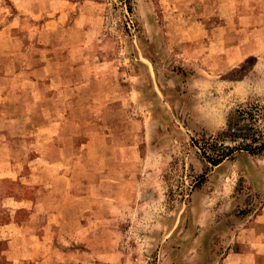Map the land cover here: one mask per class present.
Segmentation results:
<instances>
[{
  "label": "rangeland",
  "instance_id": "obj_1",
  "mask_svg": "<svg viewBox=\"0 0 264 264\" xmlns=\"http://www.w3.org/2000/svg\"><path fill=\"white\" fill-rule=\"evenodd\" d=\"M61 1L0 0V146L24 164L0 200L37 153L62 159L32 180L62 173L90 198L71 208L94 234L61 242L103 250L93 264H214L261 232L264 0ZM223 147L217 165L203 154Z\"/></svg>",
  "mask_w": 264,
  "mask_h": 264
},
{
  "label": "crops",
  "instance_id": "obj_2",
  "mask_svg": "<svg viewBox=\"0 0 264 264\" xmlns=\"http://www.w3.org/2000/svg\"><path fill=\"white\" fill-rule=\"evenodd\" d=\"M12 1H14L19 12L34 14L36 12H32L33 10L44 11L41 9L43 0ZM53 1L50 7H59L60 2H64L61 0ZM39 6L40 9H38ZM60 10V8H55L52 12ZM2 14L3 11L0 9V18ZM3 16L5 15L3 14ZM5 17L1 25L4 33L11 30L9 27L11 19ZM203 23L200 22V24ZM32 91L43 93V89L38 85L32 90L28 89V93ZM12 156L13 152L8 151L7 145L0 146V173H5L0 176V179H8L13 172L24 171V164H14ZM61 160H53L49 156H41L37 153L31 162L32 169L29 171V175L23 177L19 196L0 200V208L4 207L5 210L3 211L6 214L5 219L0 218V240L2 244L0 251L2 263L0 264H93L92 254L104 252L89 247V249L81 251L83 257L77 256L80 250L74 246L72 241L65 244L61 242L67 240L68 237L86 235L91 237L94 234L88 226L87 214L71 208L77 202L82 208L88 204H93L90 198L80 193L81 197L78 199L75 188H73L75 183L69 177L65 178L64 181L61 180L64 178L62 173L53 174L54 183L48 188L43 185L44 183L32 180L33 177L45 172L46 166L48 169H55V171H64L66 164H63L64 161L61 163ZM67 167L69 166L67 165ZM70 173L72 172L69 171ZM48 192L53 195L47 197ZM62 206L65 208L59 209ZM254 231H244L243 240H237L240 243L239 248L218 258L214 264H264V226L261 232ZM101 259L106 263L111 262L105 257Z\"/></svg>",
  "mask_w": 264,
  "mask_h": 264
},
{
  "label": "trees",
  "instance_id": "obj_3",
  "mask_svg": "<svg viewBox=\"0 0 264 264\" xmlns=\"http://www.w3.org/2000/svg\"><path fill=\"white\" fill-rule=\"evenodd\" d=\"M233 135L232 137H236V138H246L245 135H243V131H239V130H233ZM245 148H242V150H250L248 148V146H244ZM237 149H241L239 147H237ZM257 149V148H256ZM258 151H261V150H264V145L262 144L258 149ZM213 152H217V153H214L215 155L214 156H210V155H207L205 153V151L203 152L204 155H206L208 161L212 164V165H217L221 162L222 159H224L225 157H227L229 155V148L228 147H223L221 150H212Z\"/></svg>",
  "mask_w": 264,
  "mask_h": 264
}]
</instances>
